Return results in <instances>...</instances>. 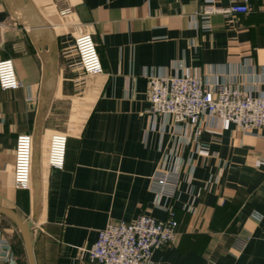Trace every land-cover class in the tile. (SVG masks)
<instances>
[{
	"label": "crops",
	"instance_id": "1",
	"mask_svg": "<svg viewBox=\"0 0 264 264\" xmlns=\"http://www.w3.org/2000/svg\"><path fill=\"white\" fill-rule=\"evenodd\" d=\"M199 1L12 0L28 24L0 0V59H13L23 84L0 88V207L28 225L35 264H96L88 251L109 222L144 213L162 219L171 204L181 233L154 252L152 264H264V217H252L264 215V128L205 116L199 141H191L170 118L154 120L147 99L149 76H200L264 96V0L208 23L196 15ZM86 32L98 45L100 75L83 72L74 47ZM43 94L50 104L36 208L33 185L14 187V151L19 134L34 135ZM55 131L68 135L61 170L45 161V137ZM162 164L177 167L181 180L174 199L158 203L150 184ZM20 231L0 212V242L17 264H30ZM238 235L249 241L236 257Z\"/></svg>",
	"mask_w": 264,
	"mask_h": 264
},
{
	"label": "built area",
	"instance_id": "2",
	"mask_svg": "<svg viewBox=\"0 0 264 264\" xmlns=\"http://www.w3.org/2000/svg\"><path fill=\"white\" fill-rule=\"evenodd\" d=\"M198 18L210 21L214 14H242L251 11L250 0H228L220 6L216 0H201ZM69 8L63 10L66 14ZM74 47L83 72L88 76L104 72L98 45L91 33L75 36ZM13 59H0V88L16 90L22 86ZM147 99L154 120L163 117L173 122L177 130L188 131L191 141H199L204 117L234 123L242 129L264 128V96H255L231 83L207 84L200 76H149ZM30 99V98H29ZM68 135L55 131L48 136L46 165L50 169L65 167ZM33 165V135L21 133L14 151V187L31 190ZM181 171L165 164L157 166L151 177L150 190L161 198L174 199L179 189ZM157 203V206H160ZM165 218L144 213L133 221H112L99 231L97 241L89 249V258L96 264H152L157 249L172 243L181 233L175 207L165 205ZM252 217L261 221L264 215L254 211ZM249 237L238 235L231 252L238 257L248 245ZM7 241L0 242V264H17Z\"/></svg>",
	"mask_w": 264,
	"mask_h": 264
},
{
	"label": "water",
	"instance_id": "3",
	"mask_svg": "<svg viewBox=\"0 0 264 264\" xmlns=\"http://www.w3.org/2000/svg\"><path fill=\"white\" fill-rule=\"evenodd\" d=\"M6 3H8L9 9L10 11H12L16 19H19L20 21H24L25 23L29 24V21L27 20V18L25 19V16L21 15L20 12L18 13L17 11L18 9L13 4L12 0H6ZM27 6L29 8V12L36 13V12H33L34 9L32 5L29 4ZM28 15L31 16V14H28ZM32 21H33V24L31 27L38 26L37 20L32 19ZM54 59L57 60L56 48H55V53H54ZM43 96H45V94H43ZM49 104H50V98H48L47 96L41 99L39 110H38V115H37V120H36V128H35V132L33 135L32 185H33L34 198L36 200V206H37L36 208H38V202H39V198L41 197V192H42V171H41V151H40L41 141H42V124L49 110ZM0 212H4L10 215L15 220L17 225L20 227L22 235H23L25 247L27 250L29 262L30 264H35L28 225L25 224L19 218V216L14 210L0 207ZM37 212L39 211L34 212V215L32 218L33 221H37Z\"/></svg>",
	"mask_w": 264,
	"mask_h": 264
},
{
	"label": "rangeland",
	"instance_id": "4",
	"mask_svg": "<svg viewBox=\"0 0 264 264\" xmlns=\"http://www.w3.org/2000/svg\"><path fill=\"white\" fill-rule=\"evenodd\" d=\"M47 145H48V136L45 137V143H44V150H45V153H46V149H47ZM46 161V160H45ZM20 236H21V239H22V233L20 231ZM23 242V241H22Z\"/></svg>",
	"mask_w": 264,
	"mask_h": 264
},
{
	"label": "trees",
	"instance_id": "5",
	"mask_svg": "<svg viewBox=\"0 0 264 264\" xmlns=\"http://www.w3.org/2000/svg\"><path fill=\"white\" fill-rule=\"evenodd\" d=\"M175 209V208H174Z\"/></svg>",
	"mask_w": 264,
	"mask_h": 264
}]
</instances>
